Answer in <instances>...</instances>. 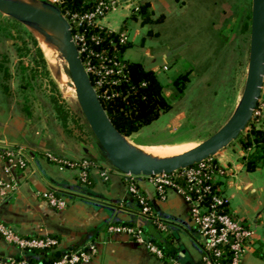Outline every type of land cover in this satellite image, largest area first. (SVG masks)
<instances>
[{"label":"crops","instance_id":"obj_1","mask_svg":"<svg viewBox=\"0 0 264 264\" xmlns=\"http://www.w3.org/2000/svg\"><path fill=\"white\" fill-rule=\"evenodd\" d=\"M248 5L249 0H145L146 20L130 10L118 22V29L110 27L107 16L99 26L118 32L136 21L139 28L127 35L123 57L143 63L159 75L157 70H166L163 62L178 53L179 46H191L192 58L199 59L213 51L207 46L224 45L234 36L239 37L240 48L243 38L246 49ZM181 27L188 30L183 39L179 37ZM52 81L57 86L56 80ZM57 89L63 98L62 90ZM51 96V86L40 94L30 85L0 86V178L14 179L17 184L14 191L0 192V221L23 237H55L61 252L94 244L96 253L88 264H202L200 239L189 220L183 195L170 187L161 195L149 178L138 176L135 184L151 210V215L143 214L121 172L111 168L106 178L101 176L107 163L86 122L82 120L78 126L67 112L62 120ZM259 99L264 101V78ZM158 118L126 136L128 141L143 149L183 140L145 144L132 139ZM253 126L264 130V112L253 119ZM10 151L23 155V168H9ZM249 154L251 151L235 140L213 157L225 171L218 187L225 197L226 209L253 233L251 247L244 251L240 264H264V152L258 153L261 157L255 166L249 163ZM49 156L72 162L91 158L88 183L79 182L76 167L59 165ZM49 192L63 198L65 207L51 206L45 198ZM153 217L162 221L165 231L159 230ZM110 225L138 229L144 242L109 232ZM146 241L156 244L163 257L151 253ZM19 254L21 250L16 245L0 236L1 260Z\"/></svg>","mask_w":264,"mask_h":264},{"label":"rangeland","instance_id":"obj_2","mask_svg":"<svg viewBox=\"0 0 264 264\" xmlns=\"http://www.w3.org/2000/svg\"><path fill=\"white\" fill-rule=\"evenodd\" d=\"M250 9L251 0L248 5L249 22ZM129 11L130 5L119 1L99 19V22L107 16L110 27L118 29L120 27L118 22ZM128 24L124 31L131 36L134 29L139 26L136 21ZM187 31L186 27L179 29L180 39L187 35ZM247 39L249 40V30ZM39 40L24 25L0 13L1 87L18 88L20 85H30L37 94L45 92L47 88L50 89L49 82L50 77L54 80L53 74L50 73L46 60L44 63L38 55ZM227 42L228 39L224 45L207 46L206 48L213 51L210 54L201 55L199 59L192 58L191 46L177 47L178 53L169 56L167 61L163 62L166 63V70H157L164 84L163 92L170 107L167 111L160 113L161 116L156 123L144 127L136 136L133 135L134 141L145 144H165L183 139L181 142L170 145L146 147L158 152L169 148H177V152H182L202 142L226 122L239 100L244 85L248 51V41L245 49L243 38L240 43L241 48L238 43L239 37L232 36L230 42ZM57 57L58 67L65 79L64 84L70 82L65 62L59 55ZM158 63L161 62L158 61ZM187 70H189L188 81L184 84L183 92L179 93L171 84V79ZM57 86L62 90V97L67 105L74 112H78L73 90L69 94L68 90L63 92L62 84L57 83Z\"/></svg>","mask_w":264,"mask_h":264},{"label":"built area","instance_id":"obj_3","mask_svg":"<svg viewBox=\"0 0 264 264\" xmlns=\"http://www.w3.org/2000/svg\"><path fill=\"white\" fill-rule=\"evenodd\" d=\"M49 2L59 5L64 0H48ZM119 1H123L130 5V10L137 11L138 6L145 0H100L96 3L91 11L82 13H72L68 22L73 24L76 29L72 34L73 40L77 46L78 52H85L88 57V51L85 45V31L83 26H99V19L103 17L113 6ZM128 39L126 32L119 33L120 43ZM88 60V59H87ZM83 62V61H82ZM84 67L89 73L98 77L95 81L96 88L104 85L107 77L114 72L113 67L103 64L99 66L90 65L89 61L83 62ZM119 73V70L116 71ZM110 83H115L114 79H110ZM94 87L95 91L96 88ZM97 93V92H96ZM105 94V93H104ZM264 112V101L258 100L256 109L253 112L252 120L260 116ZM77 113H80L78 111ZM82 115V114H81ZM84 120L83 116L80 118ZM85 121V120H84ZM8 166L10 169H21L25 165L23 155L10 151ZM49 159L59 165L76 167L79 182L86 184L89 181V170L93 167L90 158H81L76 162L68 161L62 158L49 156ZM209 159V158H208ZM207 160V159H206ZM206 160L196 165L174 171L169 174L161 173L148 176L155 190L163 195L164 189L167 187L174 188L180 192L188 204L189 220L195 227L200 239L202 250V264H240L243 253L251 247L253 233L240 219L235 218L226 209V200L215 182H218L225 173L224 169L218 164L211 166ZM111 166L104 164L101 176L106 178L111 171ZM112 170H114L112 168ZM127 182L129 191L135 195L137 202L141 207L143 214L151 215V210L147 204L145 196L138 190L135 179L138 176L123 174ZM16 182L14 179L3 180L0 178V192L5 193L16 190ZM46 200L51 206L57 209L65 207V200L56 196L53 192L45 195ZM157 227L161 231H165L163 223L160 219L154 218ZM107 230L114 233H123L132 236L138 242H144L141 237V231L127 226H108ZM0 236L8 243L16 245L21 252L26 249H39L47 246H57L58 240L52 237H23L18 235L11 226L0 221ZM147 249L159 258L163 257L162 251L156 244L146 241ZM96 253L94 244H86L80 248L68 251L60 257L52 261L50 264H88ZM0 264H43L30 262L27 259H16L10 257L4 260L0 259ZM177 264V263H173Z\"/></svg>","mask_w":264,"mask_h":264},{"label":"water","instance_id":"obj_4","mask_svg":"<svg viewBox=\"0 0 264 264\" xmlns=\"http://www.w3.org/2000/svg\"><path fill=\"white\" fill-rule=\"evenodd\" d=\"M0 13L24 25L65 62L70 82L89 130L106 163L122 174H169L214 156L247 129L261 94L264 78V0H251L249 40L244 85L226 122L196 146L174 155H153L119 132L105 112L73 40L71 25L60 8L48 0H0ZM59 71H55L58 74Z\"/></svg>","mask_w":264,"mask_h":264},{"label":"trees","instance_id":"obj_5","mask_svg":"<svg viewBox=\"0 0 264 264\" xmlns=\"http://www.w3.org/2000/svg\"><path fill=\"white\" fill-rule=\"evenodd\" d=\"M98 1L100 0H64L58 7L66 19L70 20L72 13L91 11ZM133 13L141 15L143 21L146 20L144 2ZM124 29L121 27L118 32H113L101 26H83L85 45L89 55L87 57L85 52L80 55L84 63L89 61L90 65L103 64L114 68V72L107 77V80H104L105 83L101 88L95 86L97 76L89 73V78L92 85L95 86L100 102L111 122L126 137L156 120L161 112L169 109L170 104L164 95V84L159 75L143 63L132 62L123 57L127 40L120 43L119 33L125 32ZM71 30L72 34H75L78 29L71 24ZM247 30H249V16ZM35 44H37L36 41ZM37 52L45 63L41 48L37 47ZM117 70L119 73H116ZM46 72L48 73L47 70ZM188 72L189 70L171 79V84L179 93L183 92L184 84L188 81ZM110 79H114L116 82L110 83ZM49 83L52 91L51 100L59 117L64 120L67 113L71 114L77 125L80 126L81 113L74 112L67 105L66 101L60 97L57 86L52 80ZM237 141L240 142L244 150L251 151L248 160L251 165L255 166L256 160L261 157L258 153L264 152V130L255 128L251 121L247 129L238 136ZM101 156L105 160L102 154ZM206 161L211 166L218 164L213 156ZM214 184L217 185L218 182ZM65 252L68 251H59L58 245L47 246L39 249H26L15 258L50 264Z\"/></svg>","mask_w":264,"mask_h":264},{"label":"bare ground","instance_id":"obj_6","mask_svg":"<svg viewBox=\"0 0 264 264\" xmlns=\"http://www.w3.org/2000/svg\"><path fill=\"white\" fill-rule=\"evenodd\" d=\"M39 41H40V48L43 52L44 59L46 60V62L48 64V68L50 70V73L53 74V78L56 80V82L58 84H60L61 82L65 81V79L63 77L62 71L58 67V61H57L58 54L55 50H53V49L49 48L47 45H45L41 39ZM56 70L59 71L58 74H55ZM143 150L150 153V154H153V155H163V154L174 155V154L181 153V151L177 152L178 151L177 148L176 149L169 148L168 150L159 151V152L155 151L153 149H150V148H143ZM184 151H182V152H184Z\"/></svg>","mask_w":264,"mask_h":264}]
</instances>
